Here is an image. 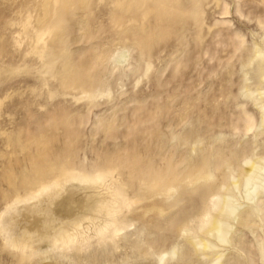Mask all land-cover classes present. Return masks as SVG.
<instances>
[{
	"label": "rangeland",
	"instance_id": "374dc122",
	"mask_svg": "<svg viewBox=\"0 0 264 264\" xmlns=\"http://www.w3.org/2000/svg\"><path fill=\"white\" fill-rule=\"evenodd\" d=\"M0 264H264V0H0Z\"/></svg>",
	"mask_w": 264,
	"mask_h": 264
},
{
	"label": "bare ground",
	"instance_id": "6f19581e",
	"mask_svg": "<svg viewBox=\"0 0 264 264\" xmlns=\"http://www.w3.org/2000/svg\"><path fill=\"white\" fill-rule=\"evenodd\" d=\"M254 163L252 164L251 168H254ZM214 205H218L219 201L215 200ZM226 208H228V205H225ZM209 216V215H208ZM205 224L209 225V229L211 231H216L218 233V237L222 240L225 239V231L228 228V224L226 222H222L221 220H218L217 218H214L211 216L207 217V219L204 221Z\"/></svg>",
	"mask_w": 264,
	"mask_h": 264
}]
</instances>
